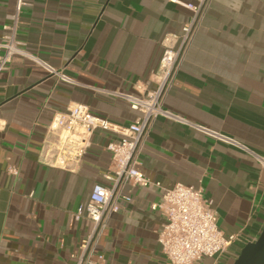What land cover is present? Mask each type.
I'll return each instance as SVG.
<instances>
[{"label": "crops", "instance_id": "0c3cea01", "mask_svg": "<svg viewBox=\"0 0 264 264\" xmlns=\"http://www.w3.org/2000/svg\"><path fill=\"white\" fill-rule=\"evenodd\" d=\"M18 0H0V40ZM18 40L63 69L75 85L58 83L29 60L17 59L0 75V264H75L90 225L74 214L93 187H111L118 136L97 130L80 170L69 173L40 162L55 113L76 104L128 126V103L97 90L141 97L159 82L164 38L176 36L192 0H24ZM165 110L231 137L264 156V0H209L179 70L164 98ZM139 170L153 185H123L118 213L107 222L96 252L104 264H170L158 236L166 223L165 190L202 186L219 229L237 236L228 251L198 264H233L264 229V167L246 151L214 141L165 118L146 137ZM19 171L14 176L9 167ZM158 183L159 186L154 184Z\"/></svg>", "mask_w": 264, "mask_h": 264}, {"label": "built area", "instance_id": "2783aa9c", "mask_svg": "<svg viewBox=\"0 0 264 264\" xmlns=\"http://www.w3.org/2000/svg\"><path fill=\"white\" fill-rule=\"evenodd\" d=\"M168 1L181 4L178 0ZM208 1L192 0L190 3L182 4L192 12L193 16L183 27L177 47L173 46L176 36L168 35L164 38L162 74L154 91L137 97L120 91L97 90L129 104L130 109L137 113L136 119L130 125L114 124L92 114L87 106L81 104L68 107L66 112L54 114L40 151V162L50 168L69 173L78 172L83 157L92 145L93 133L97 130L119 137L117 141L110 142L107 146V150L112 153V165L111 173L106 175V179L112 181L113 185L106 187L96 184L89 201L81 205L73 216L75 221L86 219L90 225V230L80 244L78 253L71 255L75 264L105 263L104 256L96 252V246L110 217L119 212L120 200L131 201V198L122 196L123 185L127 182L142 188L153 185L152 181L142 174L139 167L146 137L158 118L162 117L187 125L214 141L249 152L264 167V156L250 152L239 141L201 125L190 123L163 107L167 90L179 70L183 55ZM27 5L24 0H18L14 13L8 16L10 23L4 26L5 33L0 40V75L17 59H22L33 62L58 83L75 85V81L65 74L63 69L55 68L29 53L25 49V44L18 40L21 15ZM8 173L16 176L19 171L11 166L8 168ZM154 185L159 186L158 183ZM152 209H160L166 218V223L158 236V242L170 264H198L204 258L222 256L237 240V236H226L219 229L212 202L204 198V189L201 185L177 184L165 190L163 201L152 205Z\"/></svg>", "mask_w": 264, "mask_h": 264}, {"label": "water", "instance_id": "95a60500", "mask_svg": "<svg viewBox=\"0 0 264 264\" xmlns=\"http://www.w3.org/2000/svg\"><path fill=\"white\" fill-rule=\"evenodd\" d=\"M233 264H264V229L255 242L242 248Z\"/></svg>", "mask_w": 264, "mask_h": 264}]
</instances>
